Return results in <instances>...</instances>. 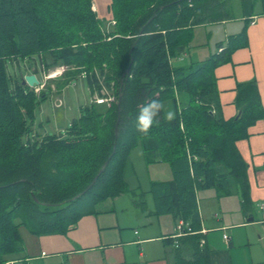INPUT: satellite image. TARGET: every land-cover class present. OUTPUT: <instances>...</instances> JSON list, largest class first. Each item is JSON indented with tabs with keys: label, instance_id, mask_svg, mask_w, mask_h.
Returning a JSON list of instances; mask_svg holds the SVG:
<instances>
[{
	"label": "trees",
	"instance_id": "trees-1",
	"mask_svg": "<svg viewBox=\"0 0 264 264\" xmlns=\"http://www.w3.org/2000/svg\"><path fill=\"white\" fill-rule=\"evenodd\" d=\"M229 1L112 0L116 23L108 30L93 0H0V264L24 253L21 227L38 236L66 233L124 193L148 215L184 222L183 235L167 238L175 252L169 264H213L198 193L237 194L248 212V164L237 141L264 115L253 81L239 84L235 117L223 116L218 99L215 69L247 46L246 28L204 61L173 62L186 54L194 27L227 17ZM35 57L46 70L68 67L67 78L81 75L93 94L106 89L116 101L82 106L64 134H32L35 111L47 95L9 69ZM151 100L164 110L144 135L136 131V118ZM169 110L176 113L171 122L163 119ZM137 146L147 162H166L173 173L152 181L140 197L124 179Z\"/></svg>",
	"mask_w": 264,
	"mask_h": 264
},
{
	"label": "crops",
	"instance_id": "crops-1",
	"mask_svg": "<svg viewBox=\"0 0 264 264\" xmlns=\"http://www.w3.org/2000/svg\"><path fill=\"white\" fill-rule=\"evenodd\" d=\"M111 4L112 0H93V10L108 30L114 20ZM226 13L224 20L194 27L185 55L190 62L185 65L208 59L220 51L219 44L246 28L247 46L235 49L230 61L215 69L221 112L230 119L238 114L241 83H256L264 109V0H230ZM248 132L237 141L248 164V212L237 194L219 198L213 189L214 195L198 196L202 232L213 264H264V115ZM126 194L80 217L66 233L38 236L25 228L19 264H169L175 252L167 238L175 233L176 222L171 215H148Z\"/></svg>",
	"mask_w": 264,
	"mask_h": 264
},
{
	"label": "rangeland",
	"instance_id": "rangeland-1",
	"mask_svg": "<svg viewBox=\"0 0 264 264\" xmlns=\"http://www.w3.org/2000/svg\"><path fill=\"white\" fill-rule=\"evenodd\" d=\"M115 21V20H114ZM116 23V22H115ZM106 23H103L104 27ZM111 28L115 25L110 22ZM181 60H174V65H185L190 62L186 58V54ZM37 57L35 60H26L20 64V67H10L9 71L12 75H25L33 73L34 68L38 70L36 73L39 85L37 94L45 91L47 97L43 100L35 111V119L32 125V134L45 135V134H59L65 133L66 129L70 126L72 121L80 116V108L88 105L93 101L96 93H92L87 79L81 75L67 78L66 74L69 72L66 66H58L46 70L38 63ZM65 70V71H64ZM75 70V69H73ZM62 72V74H61ZM52 74V76H51ZM67 81V82H64ZM35 88V89H36ZM112 92V91H111ZM172 108V104L168 102L167 109ZM31 134V135H32ZM27 137H25L26 140ZM172 178L171 169L166 162H152L146 160L144 150L141 146L135 147L128 158V163L124 173V179L128 188L136 189L140 193L149 190L150 183L155 179L168 180ZM199 198L209 193L214 195L213 189H206L199 191ZM126 194L125 197H130ZM147 202L152 206V197L147 194ZM234 199H237L234 198ZM112 203V200H109ZM168 217L170 214H167ZM167 217V216H166ZM23 231H27L25 227H21L20 232L23 237ZM24 253L20 254L23 256ZM9 258L7 260L14 259Z\"/></svg>",
	"mask_w": 264,
	"mask_h": 264
},
{
	"label": "clouds",
	"instance_id": "clouds-1",
	"mask_svg": "<svg viewBox=\"0 0 264 264\" xmlns=\"http://www.w3.org/2000/svg\"><path fill=\"white\" fill-rule=\"evenodd\" d=\"M164 110V104L159 100H151L139 106V114L136 118V131L147 135L154 123H159V117ZM176 113L174 111H167L163 114V119L167 122L175 120Z\"/></svg>",
	"mask_w": 264,
	"mask_h": 264
},
{
	"label": "built area",
	"instance_id": "built-area-1",
	"mask_svg": "<svg viewBox=\"0 0 264 264\" xmlns=\"http://www.w3.org/2000/svg\"><path fill=\"white\" fill-rule=\"evenodd\" d=\"M112 23L115 24V21L113 20ZM61 74H62V72H61ZM39 85H41V83H39L38 85L33 86L34 89L36 87H38ZM35 91L38 92L39 89L36 88ZM93 101L98 103V104H106V105L110 106L114 101H116V97L111 91H108L106 89H102L101 93H96V96L93 98ZM183 226H184V222L183 221H179L177 223L175 235H173L174 238H177V237L183 235ZM202 243H204L203 240H202ZM178 245L179 244L176 241L175 242V246L177 247ZM42 254L44 256L46 255L45 252H43ZM19 263H20V260L11 259V260H7L4 264H19Z\"/></svg>",
	"mask_w": 264,
	"mask_h": 264
},
{
	"label": "water",
	"instance_id": "water-1",
	"mask_svg": "<svg viewBox=\"0 0 264 264\" xmlns=\"http://www.w3.org/2000/svg\"><path fill=\"white\" fill-rule=\"evenodd\" d=\"M130 69H128L129 71ZM23 84H27L30 87H33L35 85L39 84V80L37 79V76L35 73H30L24 76V80H23ZM89 188V187H88ZM87 190V189H86ZM86 190L82 193H80L79 195H77L76 197H74L72 200L80 197L82 194H84L86 192Z\"/></svg>",
	"mask_w": 264,
	"mask_h": 264
},
{
	"label": "bare ground",
	"instance_id": "bare-ground-1",
	"mask_svg": "<svg viewBox=\"0 0 264 264\" xmlns=\"http://www.w3.org/2000/svg\"><path fill=\"white\" fill-rule=\"evenodd\" d=\"M51 76H52V74H51Z\"/></svg>",
	"mask_w": 264,
	"mask_h": 264
}]
</instances>
